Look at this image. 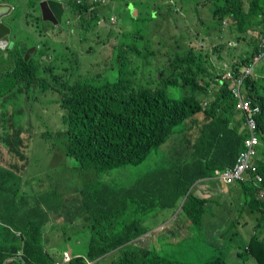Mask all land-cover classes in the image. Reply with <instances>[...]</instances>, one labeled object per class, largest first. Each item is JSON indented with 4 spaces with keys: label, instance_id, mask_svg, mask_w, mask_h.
I'll use <instances>...</instances> for the list:
<instances>
[{
    "label": "trees",
    "instance_id": "trees-1",
    "mask_svg": "<svg viewBox=\"0 0 264 264\" xmlns=\"http://www.w3.org/2000/svg\"><path fill=\"white\" fill-rule=\"evenodd\" d=\"M32 1L34 0H30L33 5ZM67 1L68 19L79 23L75 28L80 30V41H87V34L94 27L98 32L97 26L111 28L106 11H112L114 0L107 4L91 3L87 0H82L81 4H77L75 0ZM207 1H213L217 16L214 19L226 18L239 33L245 34L250 27H260L264 23V0H255L256 6L242 17L240 16L243 13L224 16L226 12L220 13L219 7L227 8L235 3L240 5L243 0ZM109 3H113L112 7ZM126 6L129 9L130 2ZM123 7L125 5L121 6ZM193 7L197 8L190 0H153L151 7L147 6L146 17L142 15L145 7L141 4L134 13L125 14L129 19L152 22L156 15L168 8L177 17L185 18ZM101 17L107 26H102ZM40 19L39 17L37 20ZM116 23L117 20L115 25ZM126 33L128 31L123 33L118 28H111L103 38L109 41L113 37L116 40L115 46L111 47L113 66L110 72L116 70L114 81L104 77L103 82L95 83L99 80H94V76L101 79L103 73L107 72L102 63L90 69L82 79H74L72 82L63 80L64 76H60L61 69L55 65V59L63 54L55 49L56 39H53V45L48 39L42 40L41 44L15 41L14 47L8 53H0V144L10 158L12 156L19 159L12 166L22 173L28 165L26 150L34 138L32 131L41 128L36 125V120L41 119L45 127V130L40 129L41 138L45 143L51 144L55 141L62 154L72 158L74 167L81 173L79 180L67 181L59 179L50 171H45V174L25 173L26 176H22L19 172H11L0 165V196L10 193L6 198L14 206L31 209L30 220L26 222L12 216L11 232L0 239V264L4 261L6 264H20L23 260L25 264L58 263L49 252L44 253L36 246L43 244V218L49 214L61 219L69 210L74 209L76 215L69 216L90 228L88 243L83 251L74 247L78 237L83 234L82 225L76 226L69 233L64 231L61 235L62 241L56 246L67 250L53 252L59 260L67 252L70 255L69 264H84V259L93 261L104 255L105 262L110 264H194L173 263L150 250L131 244L133 239L147 231L141 217L158 206L172 207L195 181L212 178L215 169L222 170L226 166H232L238 161L242 151L246 153L249 163L257 159L255 162L258 168L255 172L264 176V77L247 75L242 79L243 97L257 102L261 108L260 113L254 115L255 129L250 130L245 122V114L236 107L238 99L227 89L228 83L225 81L217 86L219 80L215 77L219 75L210 60L211 54L218 51L217 46L204 50L190 44L182 49L178 38H173V43L179 49L174 50L169 45L161 52L163 62L145 76L136 73L140 66L130 68L131 55L138 57L140 53L135 42L143 36L129 33L131 39L126 42L129 39ZM245 36L241 44H247L250 37L254 38L246 34ZM119 39H122L119 41V49L129 55L128 58L121 54L117 59L113 57ZM253 43L251 49L245 48L248 57L240 55L232 62L231 67L236 72L246 67L259 49L264 53V41L254 38ZM87 45V51L95 53V48L89 43ZM30 46L36 47L35 52L25 60V50ZM220 46L223 44L220 43ZM50 51H54L53 56L49 54ZM147 54L150 57L157 55L151 40ZM95 59L99 57L95 55ZM207 63L211 70L205 66ZM212 85L216 87L212 89ZM24 90L31 91L34 95L27 105V116L30 121L36 119V124L26 129L23 128L24 113L21 115L12 110L1 112L10 95L14 99L22 100L21 93ZM211 90L215 100L203 108L201 101ZM55 91L59 98L53 97ZM54 103L59 108L53 110ZM47 111L50 112V120L43 118ZM6 121L8 124L4 127L3 122ZM49 122L52 125H47ZM253 132L259 141L246 146L245 141L251 138ZM152 153H156L166 162L170 158L169 164L121 186L105 181V176L109 174H112L114 180L123 179L120 169L138 165ZM63 160L64 158L60 161ZM99 173H104L105 176H98ZM246 179L247 181L240 183L243 192L241 199L244 206L249 208L245 212L252 216L251 220H244V224L252 222L254 230L246 253L257 264H264V201L258 200L250 177ZM126 180L129 179L124 178L120 182ZM169 181L173 182L168 185ZM160 184L162 187H159ZM73 190L81 193L76 196L74 205L65 199ZM132 198L135 202H131ZM204 203V200L190 194L183 203L186 215L195 225L202 222L204 213L200 215L198 207ZM87 210L89 211L82 215V211ZM129 210L133 213L130 216L125 215L121 226L111 225L114 218L120 216V212ZM112 212L116 214L112 216ZM85 215L91 217L92 225L85 221ZM40 219L43 220L36 223ZM112 254L118 256L115 261L111 258ZM237 256L247 257L243 250ZM204 264L230 263L226 257L216 256Z\"/></svg>",
    "mask_w": 264,
    "mask_h": 264
},
{
    "label": "rangeland",
    "instance_id": "rangeland-1",
    "mask_svg": "<svg viewBox=\"0 0 264 264\" xmlns=\"http://www.w3.org/2000/svg\"><path fill=\"white\" fill-rule=\"evenodd\" d=\"M8 2H10L12 6L16 7V9H13L10 12V18H5V21L12 26L11 34L15 37L16 41L18 43L37 42L38 44H41L42 40L48 39L53 45V39H56L54 43L55 49L57 51H62L63 54L55 59V65L56 68L61 69V78L64 76L63 80H68L70 82L74 79H82L90 71V69L95 68L100 63L107 68V72L105 74L103 73L101 79L100 77L94 76V80H99L95 83L103 82L104 77H107L110 81H114L116 79V70H114L113 73L110 72L111 66H113L111 61V47L115 46L116 40L113 37H111L109 41L103 40V38L108 35L111 28H118L123 33L128 31V33H126L128 35L129 33H134L143 36L142 39L135 42V45L140 49V53H138V57L131 55L132 64L130 65V68L140 66V69L137 70L136 73L138 75L145 76H147L150 71L152 72L156 66L163 62L161 52L169 47V45H172L174 50L179 49L175 43H173V38H178V43L181 45L182 49L187 48L190 44L200 46L202 47L201 49L204 50H209L214 46H217L218 51L211 54V61L215 65L228 68L241 54V56L244 55V57H248L246 56L247 54H243L242 51L245 50V48L251 49L254 45V38L258 40L264 28L263 23L260 27L252 26L249 29V32H246L245 34L247 36H253L254 38H248L247 44H241L243 39L237 40V45L233 46L229 42L234 41L231 40L230 37L234 36L235 32L228 26V20L226 18H223L222 20L212 19L211 14H206L207 8L213 7V1L203 2L204 8L201 10H198V8H196V10L190 9L188 16L185 18L182 16L177 17L172 11L170 12V10L167 9L165 12L159 14L162 19L158 21L155 27L153 26L154 24L148 20L129 19L125 12L121 11V7H117L114 8V14L116 16H109V20L111 22V18H116V25H111V28L109 26H97L99 32L96 27L92 28L87 34V41H84L86 43H84L80 41V30L75 28L79 25L78 22H73V20H71L68 27L65 26L63 22L60 29L58 28L59 23L54 24L41 19L37 20L39 17L41 18V16L38 5L35 1L33 5L30 1V3L27 2V0H8ZM129 2L135 5H143L145 10L142 15H144V17L147 15V6L151 7L152 4V0H122L121 5L126 6ZM128 8L133 10L132 5L128 6ZM249 10L250 9L247 11ZM167 14H169V17H167ZM64 17L65 16H63V20H65ZM14 24L15 26L19 25V30L15 29ZM186 25H188V27H185ZM42 30H45L44 33H40ZM89 36L90 39H88ZM130 39L131 36L129 35V39L127 38L126 42H129ZM149 39L151 40L154 51L157 54L155 57H150L147 54L150 49ZM121 40L122 39L118 40V44L113 51V57L116 59L119 58L120 54L125 58L129 57V55H125L119 49V41ZM225 42L226 45L224 46ZM88 43L95 48V53H89L87 51ZM220 43L223 44V46H220ZM0 49L3 48L0 47ZM0 53L3 55L2 51H0ZM49 54L53 56L54 51H50ZM95 55H97L99 59H95ZM262 65L263 59L257 58L255 66L262 67ZM205 66L211 70L208 63ZM260 71H262V69ZM32 97H34L33 93L26 90L21 93L22 100H18L16 98L14 99V97L10 95L1 112L3 113L12 110V112H17L21 115L24 113L23 128L26 129L32 126V124H36V119L30 121L27 116L29 111L27 105H29V99ZM53 97L59 98V94L57 92L53 93ZM52 106L53 110L59 108V105L56 103L52 104ZM49 113L50 112L47 111L46 114L43 115V118L50 120L51 116ZM3 118L5 119L6 117L4 116ZM36 121L38 122L36 125L41 128H35L32 131L34 138H32L31 144L26 150V155L29 158L28 165L22 170V173L24 174L20 173L12 166V163L17 164L19 159H15L11 155L10 158L6 149L0 144L1 166L11 172H19L22 176H26L25 173L45 174V171H50L54 172L61 180H79L81 178V173L74 167L75 162L73 159L64 156L55 141L51 144L49 142L45 143L40 135V129L45 130L44 124L41 119H37ZM7 124V121L3 122L4 127H7ZM47 125H52V122H49ZM0 130H2L1 126ZM62 158H64V160L60 161ZM169 161L170 158H168L166 162L165 159L161 158L156 153H152L147 156L142 163L138 165H129L126 168L120 169L119 172L122 174L123 179H129L123 183L128 181L130 182L134 179L139 180L150 171L160 170L168 165ZM99 176L104 177L105 175L104 173H99ZM95 177L97 176H93V178ZM123 179L118 178V182L121 183L120 181ZM163 181H165V178ZM159 187H162V184H160ZM210 199L213 198L210 197ZM216 202L221 205L231 203L227 204L226 208L221 212V217L224 220H222L220 224H217V222L213 223L211 221V202L206 205V211L204 214V216H207L209 220L202 221L199 225L191 224L187 229V233L185 235L186 237L176 236L175 238L179 239L177 243H169L167 239L164 238H160L155 242H153V240H149L145 248L152 250L153 253L173 263L187 262L204 264L214 259L216 256H221L226 257L230 264H255L254 260L250 257L241 258L231 256L234 250L242 252L243 246L247 242L246 236H232L231 233L236 229L237 220L239 222H243L244 220L250 219L245 212L249 208L244 206V201H237V197L233 195H227L226 198L216 199ZM180 204V201L176 203L172 208V212L173 215H177L179 220L183 221L186 218V215L180 209ZM240 211L243 213H240ZM251 223L252 222H249L247 225H244L242 230L250 232L252 228ZM178 224L179 221H177V223H173L172 229H176Z\"/></svg>",
    "mask_w": 264,
    "mask_h": 264
},
{
    "label": "crops",
    "instance_id": "crops-1",
    "mask_svg": "<svg viewBox=\"0 0 264 264\" xmlns=\"http://www.w3.org/2000/svg\"><path fill=\"white\" fill-rule=\"evenodd\" d=\"M1 1L8 2V0H1ZM29 1L30 0H27V2H29ZM61 1H63L68 6L67 0H61ZM107 1H111V0H107ZM224 1H226V0H222L221 2H224ZM32 2H34V1H32ZM190 2L193 3V5L198 8V10H201L202 8H204L203 2H207V0H190ZM250 2H251V0H243V2L240 5L238 3H235L234 5L230 4L227 8L219 7L220 13H223L225 11L226 14L224 16H231L233 14L240 15L243 13L240 16V17H242L243 15H245L246 11L248 10ZM113 3H114V6L112 7ZM113 3H109V4H111L112 11L111 12L106 11V17L108 15L109 16H111V15L116 16L114 14V8L122 6L121 2L114 0ZM130 5L133 6V10L130 11V9H126L127 6L121 8V10H123V12H125V13L129 12V14H132L139 7V4L135 5V4L130 3ZM15 9H16V7H15ZM193 9H195V7H193ZM206 14H211V17L213 19L217 18V16H215V9H213V7L207 8ZM63 16H65L64 17L65 20H69L68 19L69 15H67V8H66L64 14L62 15V17ZM5 18L6 19L10 18V13L4 16L3 21L6 25H8L10 27V32L8 34V36L10 38V45H9V43H7L6 45L8 47L13 48L16 39L11 34L12 26L5 21ZM161 19H162L161 16L155 17L151 23L157 24L158 21ZM101 22H102V17H101ZM104 24L105 25H102V26L108 25L106 23H104ZM14 27L16 30H19V25L15 26V24H14ZM185 27H188V25H186ZM247 32H249V30H247ZM263 32H264V28H263ZM260 38L264 40V36L262 37L261 34H260ZM244 39L245 38L243 37V40ZM229 43L233 46L237 45V43L235 41H231ZM240 48H241V45H240ZM10 49H8V50H10ZM242 53L245 54L246 50H243ZM261 69H262V71H260ZM263 69H264V58H263L262 67H255L254 71L257 75H259L264 71ZM104 179H105V181H108L112 185H115V186H121L124 184V183H119L117 179L114 180L112 177V174L106 175ZM133 181H136V180L134 179L131 182H133ZM116 184H118V185H116ZM208 188L211 191V195H213L215 199H220L223 197L226 198L227 195H233V196H236L237 199H241V196H243L237 186L227 187L225 189H220V188H218V186L216 188V185L213 184L212 182H209V183H207L206 189L201 190V192L206 193V191H208L207 190ZM80 194H81L80 191L73 190L65 196V199L67 200L68 203H71L74 205L76 196L80 195ZM8 195H10V193H5L3 196H0V239L1 238L3 239L4 237H6L11 232L10 221H11L13 215L15 217H18L20 220H23L24 222L30 220L29 213H30L31 209L26 210L24 207L17 208L16 206H14L12 204L10 199L6 198V196H8ZM131 202H135L134 198H132ZM227 204H230V203H227ZM227 204H225V205H227ZM225 208H226V206H220L218 204H212V206H211V214H212L211 215V221L213 223L214 222H217V224L220 223L219 214ZM166 211H169V212H166ZM68 212L69 213L66 214V216L63 215V217L61 219H56L52 215L49 216V214H47V216L45 218H43L45 220L44 229H43V233H42L43 244H44L43 252L44 253L49 252L56 259L58 258V256L56 254H54L53 252H64L67 250L66 248H62V247L57 248V246H56V244L59 243V241H62L61 235L63 234V232L68 231V233H69L76 226L82 225L78 219L69 216V214L76 215V213H77L76 209L69 210ZM132 213H133L132 210H129L127 212H120V216L116 217V219L114 218L111 225L113 227L121 226V223L125 218V215L130 216ZM115 214H116V212L111 213L112 216ZM83 218L85 219V221H87V223L89 225H92L91 217L89 215H85V217H83ZM43 219L38 220L36 223H39ZM141 219L143 221V225L147 229H149L150 231L148 230L147 233L144 235V239H145L144 243L139 244L138 240L134 241V243L139 244V245H143L144 247H146V244L149 242V240H153V242H155L156 240H158L160 238L167 239V241L169 243H177L179 241V239H176L175 237L176 236L186 237L185 235L187 233V229L190 227V222L187 218H185L183 221H181L178 219L177 216L173 217L172 209L156 208L153 211H151L149 214L143 215L141 217ZM208 220H209V218L207 216H204L202 219V221H208ZM177 221H179V224L176 227V229L173 230L172 224L177 223ZM82 226L84 227L83 234H81V236L78 237V240L74 244V247L76 248V250H80V251H83L84 246L87 245L89 235H90V230H89L90 228H88L87 226H84V225H82ZM232 235L233 236L234 235H240L241 237H243V236L247 237L245 232H239V231H235ZM111 257L114 259L116 257V254H112ZM9 259H11V257ZM85 260L86 259L82 260L84 262V264H85ZM3 264H6V262L4 261ZM20 264H23V262H21Z\"/></svg>",
    "mask_w": 264,
    "mask_h": 264
},
{
    "label": "clouds",
    "instance_id": "clouds-1",
    "mask_svg": "<svg viewBox=\"0 0 264 264\" xmlns=\"http://www.w3.org/2000/svg\"><path fill=\"white\" fill-rule=\"evenodd\" d=\"M253 1H255V0H251V2H250V4H249V7H248V9H253L255 6H256V1H255V4H253ZM108 2V1H107ZM106 4V3H105ZM148 10V9H147ZM248 11H246V13H247ZM245 13V14H246ZM111 16H114V15H111ZM159 15H156V17H158ZM69 21V23L68 24H66V20L64 21V25L65 26H69V24H70V21L71 20H68ZM61 22H62V20H61ZM111 22V21H110ZM115 22H116V18H115V21L114 22H111V25H114L115 24ZM61 24V23H60ZM59 24V25H60ZM264 24V23H263ZM228 26L231 28V30H234V32H235V35L234 36H231L230 37V39L231 40H234L235 42L237 41V38H239L240 40H242L243 39V37L245 38V34H244V32H242V33H239L237 30H236V28H234L235 26H232V25H230L229 23H228ZM251 28V27H250ZM249 28V29H250ZM263 33L264 32H262V37H263ZM259 40H262V41H264L263 39H261V38H259ZM226 45V42L224 43V46ZM1 50H4V48L3 49H1ZM242 55V54H241ZM238 58H239V56H238ZM237 58V59H238ZM257 58H264V53L261 51V49H259V51H257V53L255 54V56H253V58L250 60V62L249 63H247V65H246V67H248V66H251L252 65V71H251V73H249L248 75H250L251 77H264V71L261 73V74H259V75H257L256 73H255V62H256V59ZM210 60H211V58H210ZM236 60V59H235ZM212 62V61H211ZM212 64L215 66V68H216V70H217V74L219 75V77H215V79L216 80H219V82H217L218 84H217V86L219 87L220 85H221V83L222 82H227L228 83V85H227V89H228V91L230 92V94L234 97V98H237V97H235L234 96V94H233V92H232V90H231V87H232V74H236L237 72L233 69V67H231V65H230V67H228V68H224V67H222V66H218V65H215L213 62H212ZM246 67H244V68H242V70H244ZM159 74V73H158ZM159 77H160V75H159ZM214 87H216V86H214L213 85V88H212V86H211V88L212 89H214ZM241 95H242V97H243V94H242V92H241ZM244 98V97H243ZM238 99V98H237ZM245 99V98H244ZM213 100H215V95L213 94V90H211V91H209V94H208V96L204 99V100H202L201 101V106L204 108V107H206V105L209 103V102H211V101H213ZM238 102H239V99H238V101H237V103H236V107L240 110V111H242L244 114H245V122H246V124L248 125V123H247V114L238 106ZM252 102V105L253 106H255V107H257L258 109H257V112H253L252 114H251V116H252V118L254 119V115H258L259 113H260V111H261V108H260V105L257 103V102H255V101H251ZM254 121H255V119H254ZM255 126H256V122H255ZM249 127V126H248ZM250 129V128H249ZM255 129V128H254ZM253 129V130H254ZM251 130V129H250ZM252 135H254L256 138H257V142L259 141L258 140V137L256 136V134H254V132L252 133ZM263 135H264V133H263ZM245 144H246V146H248V145H251V144H248V140H246L245 141ZM253 144V143H252ZM263 148H264V141H263ZM246 153L245 152H241V156L239 157V159L243 156V155H245ZM239 159H238V161H239ZM263 159H264V157H263ZM246 160L248 161V163H249V160L246 158ZM257 159H254V160H252V162L251 163H249L250 165H253V166H255V168L257 169L258 168V166H257V164H256V161ZM237 163V162H236ZM236 163H234L232 166H226V167H224L222 170H220V169H215V172H214V176L212 177V178H209V179H200V180H197V181H195L190 187H189V189H188V191H187V193L184 195V196H182V197H180L176 202H175V204L176 203H178L179 201L181 202V204H180V209L185 213V211H184V209H183V203H184V201H185V199H186V197L190 194V195H193L194 197H196V198H198V199H201V200H204V204L203 205H201V206H199L198 208H199V210H200V215L202 214V213H204L205 214V211H206V205L207 204H209V203H211L212 202V204H218L217 202H216V199L214 198V196L213 195H211V191H210V189L208 188L207 190L208 191H206V193H203V192H201V190H204V189H206V186H207V183H209V182H212L213 184H215L216 185V188H217V186H218V188H220V189H225V188H227V187H235V186H237L238 188H239V190H240V192H241V194H243V192L241 191V189H240V183H241V181H247V179L246 178H248V177H250V179L252 180V182L254 183V187H255V194H256V196H257V198H258V200H262V201H264V198H262V197H260V195H259V193H260V191L261 190H264V176L263 175H261V173L260 172H255V171H252L250 168H248V169H246L245 170V174H244V177L243 178H241V179H232L230 182H228V181H226V179H225V176H223V172L226 170V169H231V168H233L234 166H235V164ZM256 175H258V176H260L261 177V180H258L257 178H256ZM209 180V181H208ZM173 181H169L168 182V185H170L171 183H172ZM210 197H212L213 199H210ZM224 198V197H223ZM88 201H91L92 199H87ZM211 201V202H210ZM237 201H240V202H242V199H237ZM239 202V203H240ZM174 204V205H175ZM225 204H227V203H225ZM225 204H218V205H220V206H226ZM231 204V203H230ZM173 205V206H174ZM173 206L172 207H161V206H158V207H156V208H163V209H172L173 208ZM90 210V209H89ZM89 210H87V211H82V215L83 214H85V213H87ZM247 211V210H246ZM222 212V211H221ZM221 212H220V214H219V216H220V222L222 221V220H224L222 217H221ZM185 215H186V213H185ZM247 215L250 217V219H251V216L252 215H250V214H248L247 213ZM174 216H177V215H173V217ZM204 217V216H203ZM186 218L189 220V222H190V225L192 224V225H195V223H193L192 221H191V219L186 215ZM143 224V223H142ZM220 224V223H219ZM252 225H253V223H251ZM244 225H247V224H244V221L243 222H239V221H236V229L231 233V235L235 232V231H239V232H245V231H243L242 230V228H243V226ZM146 228V227H145ZM149 229H147V231H148ZM147 231L144 233V234H142V235H140V236H138V237H136L135 239H133L130 243L131 244H133V245H135V246H137V247H139V248H144V249H147V248H145L143 245H139V244H142V243H144V241H145V239H144V235L147 233ZM150 231V230H149ZM246 233V235H247V242H246V244L243 246V251L245 252V254L247 255V257H250V258H252L248 253H246V250H247V246H248V243H249V241H250V239L252 238V234L254 233V230H253V227L251 228V231L250 232H245ZM233 236V235H232ZM139 241V244H136V243H134V241ZM39 249H42L43 250V248H44V244H42V245H36ZM147 250H150V249H147ZM116 251H118V250H116ZM150 251H152V250H150ZM111 252H113V251H111ZM153 252V251H152ZM240 251H233V253L231 254V256H234V257H238L237 256V253H239ZM18 253H19V255H20V251H18ZM106 255H104V256H101V257H99V258H97L96 260H93V261H90V260H85V264H110V263H107V262H105V260H104V257H105ZM43 258H44V256H42ZM118 256H116L113 260L115 261V259L117 258ZM67 258V260H65ZM253 259V258H252ZM57 261H59L58 263H56V264H69L70 263V255L67 253V252H65L64 253V256H63V261L62 260H59V259H56ZM254 260V259H253ZM248 261V260H247ZM246 261V262H247ZM249 261H251V260H249ZM21 262H23V264H25V262H24V260L23 261H21ZM254 262H255V264H257L256 263V261L254 260Z\"/></svg>",
    "mask_w": 264,
    "mask_h": 264
},
{
    "label": "built area",
    "instance_id": "built-area-1",
    "mask_svg": "<svg viewBox=\"0 0 264 264\" xmlns=\"http://www.w3.org/2000/svg\"><path fill=\"white\" fill-rule=\"evenodd\" d=\"M77 4H81L82 0H75ZM91 3H97V4H105L107 3V0H87ZM112 22L115 21L114 18H111ZM69 21L66 20V24H68ZM252 71V65L246 67L244 70H241L240 72H237L235 75L232 74V87L231 90L235 97L239 99L238 106L247 114V123L251 130L255 128V121L252 118L251 114L253 112H257V107L252 105V102L250 100L244 99L241 95L242 91V79L243 77L247 76ZM257 138L252 135L251 138L248 140V144L256 143ZM250 168L252 171H256L255 166L250 165L248 161L246 160V154L243 155L239 161L235 164V166L231 169H226L223 172V176H225L226 181L230 182L232 179H241L244 177L245 170ZM256 178L258 180H261V177L256 175ZM260 197L264 198V190H261L259 193ZM67 260V258L65 259Z\"/></svg>",
    "mask_w": 264,
    "mask_h": 264
},
{
    "label": "water",
    "instance_id": "water-1",
    "mask_svg": "<svg viewBox=\"0 0 264 264\" xmlns=\"http://www.w3.org/2000/svg\"><path fill=\"white\" fill-rule=\"evenodd\" d=\"M39 9L41 19L43 21H49L54 24H60L62 15L64 14L67 5L61 0H34ZM13 6L9 2L0 0V47L4 48L7 43L10 45V38L8 36L10 27L3 21V17L9 14L13 10ZM103 25L104 22H101ZM35 49L34 46L29 50L30 52ZM29 54L24 55V59L27 60ZM159 77V74H158Z\"/></svg>",
    "mask_w": 264,
    "mask_h": 264
},
{
    "label": "flooded vegetation",
    "instance_id": "flooded-vegetation-1",
    "mask_svg": "<svg viewBox=\"0 0 264 264\" xmlns=\"http://www.w3.org/2000/svg\"><path fill=\"white\" fill-rule=\"evenodd\" d=\"M65 20H63V17H62V22H61V24L59 25V27L58 28H60L61 29V25L63 24V22H64ZM11 47H8L7 45L4 47V50H1L0 49V51H2V52H5V53H8L9 52V50L8 49H10ZM32 48V46H30L29 48H27L26 50H25V53H24V55H26L27 53L29 54V57L31 56V54L33 53V52H35V49H36V47H35V49L33 50V51H29L30 49ZM12 49V48H11Z\"/></svg>",
    "mask_w": 264,
    "mask_h": 264
}]
</instances>
